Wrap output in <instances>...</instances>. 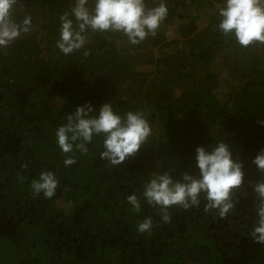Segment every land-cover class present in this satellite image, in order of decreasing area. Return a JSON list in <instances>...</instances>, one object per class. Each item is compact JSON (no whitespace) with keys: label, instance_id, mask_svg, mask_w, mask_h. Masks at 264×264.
Here are the masks:
<instances>
[{"label":"trees","instance_id":"trees-1","mask_svg":"<svg viewBox=\"0 0 264 264\" xmlns=\"http://www.w3.org/2000/svg\"><path fill=\"white\" fill-rule=\"evenodd\" d=\"M166 4L155 37L132 45L119 33L90 34L84 58L83 50L65 56L55 47L59 16L73 0H19L16 18L30 13L33 28L0 49V264H264V245L250 236L252 182L262 177L252 161L264 148L257 123L264 120V45L226 42L213 13L204 28L191 16L179 24V37L166 40V29L187 12L185 0ZM105 102L121 113L145 110L148 143L112 166L100 158L103 138L94 137L88 154L75 152L66 166L58 126L78 106L91 103L98 114ZM221 139L245 173L235 209L220 219L203 211V201L172 207L165 224L142 196L144 184L164 171L174 179L197 175L196 148ZM45 170L58 178L56 194L33 197L31 180ZM133 193L139 213L127 202ZM148 216L151 232L139 233Z\"/></svg>","mask_w":264,"mask_h":264},{"label":"clouds","instance_id":"clouds-1","mask_svg":"<svg viewBox=\"0 0 264 264\" xmlns=\"http://www.w3.org/2000/svg\"><path fill=\"white\" fill-rule=\"evenodd\" d=\"M19 0H0V49L11 47L33 28L32 15L26 13L21 19L15 16ZM218 31L225 41L234 40L241 48L251 49L264 45V0H219L214 5ZM168 16L166 0H73L71 8L59 16V35L55 47L65 56L82 51L84 58L90 55L86 47L90 34H101L111 39V33H119L132 45H139L149 36L155 37ZM257 123L264 125V120ZM56 141L63 154L64 164L76 162L75 152L88 154L87 144L94 137H102L103 151L100 158L112 166L121 165L127 158L135 156L142 145L152 136L149 114L140 108L121 113L111 102L103 103L98 114L91 103L78 106L66 116V122L58 126ZM197 175L188 171L178 179L167 172L152 176L145 184L142 196L146 203L156 209L161 220L171 221L169 209L184 210L199 208L226 219L239 202L237 190L241 188L245 173L243 164L234 159L231 146L224 139L195 150ZM71 154V155H69ZM262 174L252 182L254 193L253 210L256 219L250 236L253 242L264 245V148L252 161ZM27 168V164L22 165ZM23 181L26 177L19 175ZM59 181L51 170L41 171L31 180L33 197L41 193L45 198L56 194ZM131 211H141V200L136 193L127 196ZM153 227L151 216L137 225L139 233H150Z\"/></svg>","mask_w":264,"mask_h":264},{"label":"rangeland","instance_id":"rangeland-1","mask_svg":"<svg viewBox=\"0 0 264 264\" xmlns=\"http://www.w3.org/2000/svg\"><path fill=\"white\" fill-rule=\"evenodd\" d=\"M210 1V2H209ZM186 5H187V12L184 14L185 18L183 19H179V18H175L174 23L169 26L166 31H165V38L166 40H170L171 38H176L179 37L180 32H179V24L180 23H185L187 22V20L191 17V16H196L198 18H196V26L198 29H202L207 25V22L210 18V16L213 14H215L216 9L214 7V5L216 3H219L218 0H208V2H201L200 0H185ZM211 4V5H209ZM172 49L168 48V49H164V52H171ZM142 65V66H141ZM140 69H146V70H150L151 66L148 65H143L140 63V65L137 66V68ZM138 68V69H139ZM223 85V84H222ZM221 85V86H222ZM225 85V83H224ZM226 86V85H225ZM223 90H227V88H223Z\"/></svg>","mask_w":264,"mask_h":264}]
</instances>
